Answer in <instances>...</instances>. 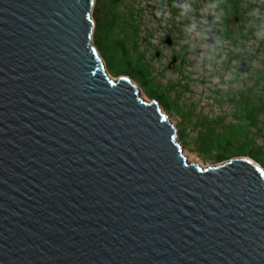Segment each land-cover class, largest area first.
Instances as JSON below:
<instances>
[{"label": "water", "instance_id": "obj_1", "mask_svg": "<svg viewBox=\"0 0 264 264\" xmlns=\"http://www.w3.org/2000/svg\"><path fill=\"white\" fill-rule=\"evenodd\" d=\"M95 1L0 0V264H264L262 169L187 162L108 77Z\"/></svg>", "mask_w": 264, "mask_h": 264}, {"label": "rangeland", "instance_id": "obj_2", "mask_svg": "<svg viewBox=\"0 0 264 264\" xmlns=\"http://www.w3.org/2000/svg\"><path fill=\"white\" fill-rule=\"evenodd\" d=\"M110 6L96 0L91 15L93 44L108 77L125 76L109 52L115 40H123L129 59L139 56L170 98V110H159L173 125L188 163L208 168L243 157L264 173V0H121L111 11ZM241 58L246 72L238 68ZM125 77L144 101H154L148 88ZM224 136L232 145L219 149L224 160L217 162L209 138L217 142Z\"/></svg>", "mask_w": 264, "mask_h": 264}, {"label": "trees", "instance_id": "obj_3", "mask_svg": "<svg viewBox=\"0 0 264 264\" xmlns=\"http://www.w3.org/2000/svg\"><path fill=\"white\" fill-rule=\"evenodd\" d=\"M108 1L111 4L110 11L115 7V5L121 2V0H108ZM218 1L221 2V0ZM111 16L115 17V14H111ZM137 31H138L137 27H134L132 38L134 39L136 38L135 36L137 34ZM102 39L104 42L108 41L109 35L108 36L107 34L104 35ZM115 45L116 47H114V49L113 48L110 49L111 51L109 52L112 55H115L116 57L112 65H115V63L121 64L120 71L117 70L116 71L122 75L130 76L134 81L138 82L142 87L148 88L150 91V96L158 103V105L164 107L167 111L170 110V102H171L170 98L167 97L164 93H162V91H160L159 88L154 84L153 79L149 76L146 69H144V63L143 61H141L140 57L137 56L135 59L132 60L129 59L130 53L123 40H119V39L115 40ZM109 52L103 51L102 56L107 58ZM223 138H225V136L222 137V140L218 139L217 142H212V137L209 138L208 149L214 153V160H216L217 162H221L224 160L223 159L224 152H222L219 149L223 148V146L228 147L232 145L230 141L225 143L226 140L224 141ZM215 144H219V145L215 146ZM247 153H250V151L248 150ZM254 159L257 162H260V159H258L257 157H254Z\"/></svg>", "mask_w": 264, "mask_h": 264}]
</instances>
